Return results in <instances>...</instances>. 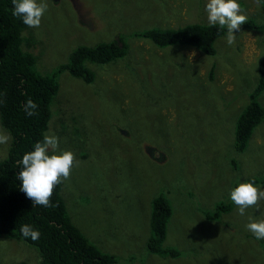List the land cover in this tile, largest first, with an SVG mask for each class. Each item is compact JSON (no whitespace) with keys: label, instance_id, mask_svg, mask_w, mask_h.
<instances>
[{"label":"rangeland","instance_id":"rangeland-1","mask_svg":"<svg viewBox=\"0 0 264 264\" xmlns=\"http://www.w3.org/2000/svg\"><path fill=\"white\" fill-rule=\"evenodd\" d=\"M207 2L47 0L40 26L22 31L23 49L36 56L41 73L65 63L77 45L126 37L127 54L91 66V84L67 72L57 75L47 132L79 162L61 191L67 206L80 201L74 222L114 253L116 264H264V239L246 228L249 216L264 219V200L241 216L230 199L240 182L264 181V119L244 151L233 146L236 119L264 57V7L238 0L241 14L261 26L236 32L233 46L226 32L215 40L214 55L190 46L158 48L131 36L208 23ZM259 100L264 106V90ZM0 131L8 133L1 124ZM10 144L0 145V160ZM85 151L89 154L80 158ZM159 194L171 206L162 245L178 249L175 258L145 247L151 201ZM226 200L231 209L218 219L204 215ZM0 264L40 263L32 247L0 235Z\"/></svg>","mask_w":264,"mask_h":264},{"label":"trees","instance_id":"trees-1","mask_svg":"<svg viewBox=\"0 0 264 264\" xmlns=\"http://www.w3.org/2000/svg\"><path fill=\"white\" fill-rule=\"evenodd\" d=\"M259 3L264 7V0H259ZM260 26L252 19H247L240 26V31ZM26 27L22 18L13 15L12 0H0V101H3L0 103V124L12 137L6 156L0 160V235L21 240L32 247L38 254L40 264H116V255L100 247L74 222L78 211L75 208H80V201H72L67 206L68 202L61 193L62 183L56 186L51 197L55 207L33 205L20 190L21 182L17 174L22 165H18L17 161L22 160L24 153L33 150L34 144L41 141L48 132L53 102L59 90L57 75L67 72L91 84L95 79L91 66L109 64L127 54L126 37L124 39V35H116L109 41L94 45H77L69 52L65 63L57 65L50 73H41L36 68V56L22 46V31ZM226 32L227 28L222 29L218 24L189 23L175 28L136 31L131 36L146 39L158 48L190 46L205 55H214L215 40ZM257 71L255 85L236 119L233 146L237 151L247 148L254 128L264 119V106L259 100L264 90V57L259 60ZM28 99L38 105L36 115H26L24 104ZM88 154L85 151L79 156L86 158ZM246 181L264 184L257 177ZM95 185L101 186L99 183ZM231 206L230 200L220 201L215 204L213 214L207 212L204 215L208 219H218ZM170 214L171 206L165 195L153 197L150 211L151 235L145 247L148 252L175 258L180 251L162 245ZM24 224L40 232L38 240L21 235L20 229Z\"/></svg>","mask_w":264,"mask_h":264},{"label":"clouds","instance_id":"clouds-1","mask_svg":"<svg viewBox=\"0 0 264 264\" xmlns=\"http://www.w3.org/2000/svg\"><path fill=\"white\" fill-rule=\"evenodd\" d=\"M13 15L22 18V22L30 28H38L41 20L48 10L47 0H12ZM259 7V0H256ZM207 19L210 25H219L227 28L226 43L233 46L236 43L235 33L240 26L247 22V17L241 14V5L238 0H208L206 4ZM3 101H0L2 103ZM38 105L28 99L24 104L27 116L36 115ZM11 135L0 131V145L7 144ZM79 162L71 150H61L59 137L55 134L45 133L41 141L34 144L33 150L23 154L22 165L17 176L21 182L20 190L33 205L55 207L51 197L57 185L71 176L74 165ZM231 201L238 207L239 215L244 216L246 209L258 206L264 200V188L257 186L253 181L240 182L230 191ZM246 228L257 240L264 239V219L255 220L248 217ZM21 235L38 240L40 232L31 225L21 226Z\"/></svg>","mask_w":264,"mask_h":264}]
</instances>
